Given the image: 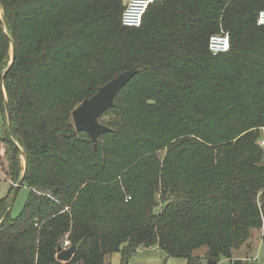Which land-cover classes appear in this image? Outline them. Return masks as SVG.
Listing matches in <instances>:
<instances>
[{
    "label": "trees",
    "instance_id": "trees-1",
    "mask_svg": "<svg viewBox=\"0 0 264 264\" xmlns=\"http://www.w3.org/2000/svg\"><path fill=\"white\" fill-rule=\"evenodd\" d=\"M0 7V112L16 142L5 125L6 175L18 180L23 154L29 191L0 222V264H107L115 252L125 264L152 246L187 264H202L201 247L206 264H241L232 251L251 229L264 242V0H155L138 28L121 25L122 0ZM221 32L229 49L213 55ZM133 66L94 148L70 112ZM10 202L0 199V220ZM65 242L76 249L62 263Z\"/></svg>",
    "mask_w": 264,
    "mask_h": 264
},
{
    "label": "rangeland",
    "instance_id": "rangeland-1",
    "mask_svg": "<svg viewBox=\"0 0 264 264\" xmlns=\"http://www.w3.org/2000/svg\"><path fill=\"white\" fill-rule=\"evenodd\" d=\"M0 21L2 22L1 29L3 30V32L7 34L5 21L3 18V9L1 7H0ZM7 52H8V56L6 61L7 63H9L11 57V44H9ZM2 91L4 95V101H6V95L3 87H2ZM128 97L129 96L127 95L125 96L124 99L127 102H128ZM78 104H76L74 108ZM6 116H7L6 112H4V114L0 112V199L5 197L6 195H10V198L12 199L13 191L10 194V186L12 185L15 187L19 179L22 177L24 158H25L23 154L18 155L17 159H18V165L20 171L19 178L17 181L16 180L13 181L12 179L11 182L9 180V177L6 175L8 169V159L5 153V148L2 144L3 136L4 138H7V130L5 129V125H7L8 127V122L5 124L7 118ZM70 119L72 122L71 112H70ZM257 144L262 151V164H264V128H261L259 130V137L257 139ZM19 151L22 152V149L19 148ZM158 152H159L158 153L159 156L163 157L165 154V148ZM28 193H29L28 188L23 183L18 188L14 197V201L10 213L12 217H15L22 210L23 205L28 196ZM155 198L156 201L158 200L157 207L155 209L158 212V210L162 207V205H160L161 200H159V196H156ZM262 236H263V228L251 229L249 231V235L247 236V238L242 240L240 244H238L236 248L232 251L233 259L240 260L241 264H264V242L262 240ZM63 249H65V247ZM205 250H206L205 247H201L194 252V255L200 257L202 264H206V258L204 256ZM105 262L107 264H123L121 261V255L118 252L107 255L105 258ZM125 264H187V260L181 257H168L161 250H159L157 246H152L149 248H139L130 255L127 263ZM217 264H230V263L227 259L221 258Z\"/></svg>",
    "mask_w": 264,
    "mask_h": 264
},
{
    "label": "water",
    "instance_id": "water-1",
    "mask_svg": "<svg viewBox=\"0 0 264 264\" xmlns=\"http://www.w3.org/2000/svg\"><path fill=\"white\" fill-rule=\"evenodd\" d=\"M0 24H2L1 21ZM10 44H11V57L4 72H6L9 69V67L11 66L14 60V44L13 42H11ZM137 73H138L137 66H133L130 69L119 73L117 76L111 78L106 83L99 86L95 93H93L87 98H84L71 111V118L75 131L85 132L89 136V139L92 142L94 148L96 147L98 136L103 133L111 131L109 127L100 123L99 117L104 111H106L108 108L113 106L115 96L124 87V85ZM7 122H8V129L10 132L11 139L12 141L15 142V135L11 127L8 115H7ZM25 170H26V162L24 158L23 175L14 187L10 205L7 211L5 212V214L3 215L2 219L0 220V222H2L11 211L15 194L23 182ZM75 249L76 248L74 245L69 246L68 248L65 249L59 246L57 248L56 259L62 263L69 262L74 255ZM207 264H215V261L208 259Z\"/></svg>",
    "mask_w": 264,
    "mask_h": 264
},
{
    "label": "built area",
    "instance_id": "built-area-1",
    "mask_svg": "<svg viewBox=\"0 0 264 264\" xmlns=\"http://www.w3.org/2000/svg\"><path fill=\"white\" fill-rule=\"evenodd\" d=\"M155 0H122L124 9L121 14V25L126 28H138L142 24L143 16L148 7ZM257 25L264 26V10L260 11L257 17ZM208 49L213 55H218L228 51L229 36L227 33L221 32L212 35L208 41ZM68 242L64 243V247H68Z\"/></svg>",
    "mask_w": 264,
    "mask_h": 264
},
{
    "label": "crops",
    "instance_id": "crops-1",
    "mask_svg": "<svg viewBox=\"0 0 264 264\" xmlns=\"http://www.w3.org/2000/svg\"><path fill=\"white\" fill-rule=\"evenodd\" d=\"M0 28H1V24H0Z\"/></svg>",
    "mask_w": 264,
    "mask_h": 264
}]
</instances>
